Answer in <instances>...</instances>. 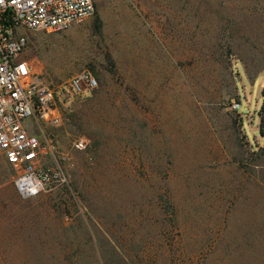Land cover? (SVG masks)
Segmentation results:
<instances>
[{"label":"rangeland","instance_id":"obj_1","mask_svg":"<svg viewBox=\"0 0 264 264\" xmlns=\"http://www.w3.org/2000/svg\"><path fill=\"white\" fill-rule=\"evenodd\" d=\"M19 32L45 78L99 86L43 128L68 187L23 198L0 164V264H70L77 246L94 264L101 235L146 239L157 264H264V0H97L66 31Z\"/></svg>","mask_w":264,"mask_h":264},{"label":"built area","instance_id":"obj_2","mask_svg":"<svg viewBox=\"0 0 264 264\" xmlns=\"http://www.w3.org/2000/svg\"><path fill=\"white\" fill-rule=\"evenodd\" d=\"M96 5L97 0H0V164L19 171L15 186L23 198L69 186L70 175L61 164L68 158L57 159V141L43 128L61 125L73 99L99 85L90 69L58 83L45 78L34 60L21 56L28 39L19 29L66 31L92 17ZM35 125L40 134L31 132ZM87 146L85 137L73 141L76 150ZM48 157L55 166L45 163Z\"/></svg>","mask_w":264,"mask_h":264},{"label":"trees","instance_id":"obj_3","mask_svg":"<svg viewBox=\"0 0 264 264\" xmlns=\"http://www.w3.org/2000/svg\"><path fill=\"white\" fill-rule=\"evenodd\" d=\"M262 150L264 151V148ZM169 198L170 201H172L173 195ZM164 200L167 202L166 199ZM174 209L175 211H173V214L176 215L177 210L175 207ZM86 232L93 241L95 235L90 233L91 231L89 228L86 229ZM128 242L130 243V249L129 253H126L124 250L120 251L119 247L114 244L110 236L101 235L97 237L92 245L93 254L91 255L95 258L94 264H157L160 262L161 255H159V250L152 249L149 245L147 246L146 239L141 238L138 240L137 237L132 235L129 237ZM184 255L185 253L180 250H177L176 253L172 252L169 257L170 264H191L185 262ZM86 257L81 246H77L71 255L70 264H93L92 262H88Z\"/></svg>","mask_w":264,"mask_h":264}]
</instances>
